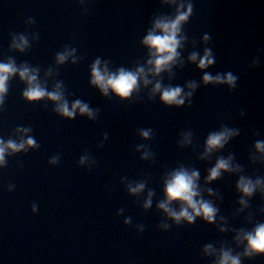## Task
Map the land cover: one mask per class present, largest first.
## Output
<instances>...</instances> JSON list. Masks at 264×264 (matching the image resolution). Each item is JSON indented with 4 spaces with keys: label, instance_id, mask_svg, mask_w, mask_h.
Listing matches in <instances>:
<instances>
[{
    "label": "clouds",
    "instance_id": "1",
    "mask_svg": "<svg viewBox=\"0 0 264 264\" xmlns=\"http://www.w3.org/2000/svg\"><path fill=\"white\" fill-rule=\"evenodd\" d=\"M192 12V6H188L186 12H179L175 20L170 22H157L156 27L161 29L162 35L149 34L144 43L148 45L151 49L155 50L156 59L154 61H149V63L154 64V70L156 73H159L169 62L173 61L177 56L176 49L180 43L177 39V34L180 31V25L182 22L187 20L189 14ZM207 39V37H206ZM61 61L65 59L63 55L59 57ZM192 60H196V54L190 57ZM214 63L212 58L211 50H206L204 57L200 60L199 67L205 68L208 65ZM99 61L97 60L96 64L93 65V83L97 84L101 90L107 94L109 88L112 89L114 93L118 96L124 98L131 94L132 90L137 86L138 75L143 72V69H138L137 72L125 71L120 69L118 74L109 75L107 73H101L99 67ZM16 69L11 64H0V102H2V94L6 91L5 82L8 79V76L14 73ZM21 78H27L29 84L31 85L27 91H25L24 96L30 100H39L47 96L53 101H58L61 99L59 92L48 93L45 89L41 88L38 84H35L36 81L35 75L29 76L28 69L25 68L20 72ZM205 83L215 82V83H227L229 86H235L236 77L231 73L226 75L218 74L215 77L210 74H205L203 77ZM148 83V81H145ZM160 89V85H156V90ZM182 89L180 87L168 88L162 92L161 100L168 104H175L177 106L182 105L184 100L181 97ZM79 109L80 112L88 113L91 115L90 109L87 104H82L79 100L76 101L72 110H69L67 103L65 102L59 108V111L66 117H73L75 110ZM142 136L148 137L149 131H142ZM233 133L225 129L218 133H212L207 139V151H212L213 149L223 147L224 143L227 142V139ZM27 145L32 146L35 144V141L32 138H29L26 142ZM7 148L12 149L13 151H19L24 147V144L16 145L15 143L9 141ZM256 147L259 150L264 151V144L257 143ZM5 153V146L3 142L0 141V163L3 162ZM83 159V158H82ZM52 163H55V158ZM221 170H230V164L228 160L219 159L217 160L216 166L210 170L208 180H214L219 177ZM198 172H191L189 174L185 170H179L172 175L171 180L166 184L165 193L167 200L159 204V208L163 209L169 214V216L174 219L176 222H179L182 218L192 222L196 216H203L207 221L211 222L214 219L216 209L208 202L197 201L194 198L198 195L196 191L195 180L198 177ZM256 183H259L257 181ZM144 185L140 184L135 188L130 189L133 193L143 189ZM239 189L245 195H251L255 189V185L250 180H245L243 177L238 183ZM151 195V193H150ZM172 201H181L186 207H182L181 210L177 213L168 207V204ZM243 203V201H241ZM151 201H147L145 207H149ZM189 209L192 212H189ZM36 210L35 205H33V211ZM128 221H126L127 223ZM244 239L247 240V247L245 249V256H252L255 253L264 252V224L258 225L255 230L251 233H247L244 236ZM220 264H240L239 256H231L229 252H224L220 260Z\"/></svg>",
    "mask_w": 264,
    "mask_h": 264
}]
</instances>
